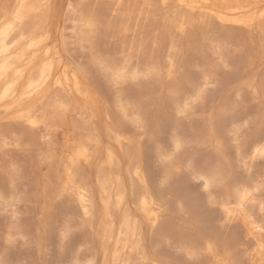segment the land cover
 <instances>
[{
  "label": "rangeland",
  "instance_id": "rangeland-1",
  "mask_svg": "<svg viewBox=\"0 0 264 264\" xmlns=\"http://www.w3.org/2000/svg\"><path fill=\"white\" fill-rule=\"evenodd\" d=\"M79 7L95 16L93 28L80 34L71 22ZM180 8L177 0L166 6L158 0H62L60 45L67 62L87 69V83L112 120L128 136L139 134L160 216L145 239L146 264H204L202 246L192 242L210 238L227 264H264L258 254L264 249V153L252 152L264 141V33L225 30L214 18L198 19V10ZM213 10L236 14L219 5ZM108 68L123 69L122 84L106 76ZM118 99L125 117L115 109ZM11 125L0 121V264H100L76 204L44 189L50 170L37 158L43 148ZM160 155L177 165L174 177ZM216 159L228 170L227 182L232 177L254 187L253 200L236 208L237 217L222 213L223 186L204 190L197 179Z\"/></svg>",
  "mask_w": 264,
  "mask_h": 264
},
{
  "label": "bare ground",
  "instance_id": "bare-ground-1",
  "mask_svg": "<svg viewBox=\"0 0 264 264\" xmlns=\"http://www.w3.org/2000/svg\"><path fill=\"white\" fill-rule=\"evenodd\" d=\"M61 1L0 0V121L8 120L14 127L20 125L19 130L21 134L26 135L29 140L27 142L38 147L37 149L39 146L43 148L37 158L50 170V175H46L50 177H47L44 189L48 188L45 189L48 193L52 187L59 200L60 197H65L76 204L81 217V227L89 230L95 244L91 251L100 264H143L150 261L145 247V242L147 244L148 241L145 239L152 235L160 223V216L156 214L153 185H150L151 181L143 161L142 142L138 138L139 134L134 133V138L132 135L128 136L129 131L125 130V126L120 127V121L114 122L110 113L105 112L103 104L96 100L97 96L95 97L87 83V69L69 63L70 60L67 62L66 54L64 55L65 45H60L63 36L59 27ZM158 1L162 6H166L170 0ZM177 1L182 9L193 14L198 10V19H216L225 30L228 28L235 31V27H238L253 33L259 31V37L260 33H264V0ZM217 5L235 11L236 14L225 16L215 12L213 8ZM74 14L75 19L71 22L75 23L76 27H72L78 29L76 32L79 31L80 34L85 29L93 28L95 16L91 12L79 7ZM79 37L81 39L80 35ZM85 37L83 36V39ZM105 74L115 83L122 84L123 69L108 68L105 69ZM116 102V111L125 117V108L119 99ZM187 141L186 139L185 142ZM179 142L177 139L173 141L176 149L180 147ZM252 152L263 154L264 141L255 142ZM160 157L169 164L167 173L174 174L178 170L172 158L163 155ZM222 162L219 163L218 159L213 161L210 168L198 172L197 179L204 190L216 185L223 186V201L220 203L222 213L227 218L234 215L237 217L239 213L236 215V208L242 210L243 206L253 200L254 187L252 184L248 185L250 183L239 186L231 181L232 177L227 182L229 174ZM203 240L200 243L196 240L192 245L202 246V259H205V262L201 260L204 264H227L225 259L221 258L222 250L219 252L217 242L211 238ZM258 251L260 258L264 259V249L260 248ZM201 256L203 257V254ZM91 260L92 258L90 262Z\"/></svg>",
  "mask_w": 264,
  "mask_h": 264
}]
</instances>
